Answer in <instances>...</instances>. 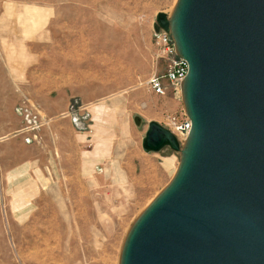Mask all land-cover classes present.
<instances>
[{
    "label": "rangeland",
    "instance_id": "374dc122",
    "mask_svg": "<svg viewBox=\"0 0 264 264\" xmlns=\"http://www.w3.org/2000/svg\"><path fill=\"white\" fill-rule=\"evenodd\" d=\"M182 2L0 0V264H125L186 160L190 134L145 149L151 123L194 122L185 80L148 86Z\"/></svg>",
    "mask_w": 264,
    "mask_h": 264
},
{
    "label": "water",
    "instance_id": "95a60500",
    "mask_svg": "<svg viewBox=\"0 0 264 264\" xmlns=\"http://www.w3.org/2000/svg\"><path fill=\"white\" fill-rule=\"evenodd\" d=\"M184 33L199 66V158L134 238L129 264H264V0H192ZM166 146L177 150L176 136L151 123L145 149Z\"/></svg>",
    "mask_w": 264,
    "mask_h": 264
},
{
    "label": "bare ground",
    "instance_id": "6f19581e",
    "mask_svg": "<svg viewBox=\"0 0 264 264\" xmlns=\"http://www.w3.org/2000/svg\"><path fill=\"white\" fill-rule=\"evenodd\" d=\"M181 1H183L182 6H180L178 12L175 14L176 26H174L173 28V35L175 38L177 51L179 50L178 53L180 52V55L182 54V56L188 59V61L190 62V71L184 81V84L180 92L182 93V95L186 96L190 100H193L196 90H197V85H198L199 66H198L196 56L193 50L191 49L187 41V38L185 36V33H184V22H185L188 9L192 3V0H181ZM192 113L194 114L193 118H194L195 127L193 131L190 133L189 135L190 137L187 139V142H186V147H187L186 160L181 165V170L177 173L176 179L173 182L174 188L166 192V193L171 192V196L168 199H170L177 191L179 192L180 190L186 188V186L189 183L192 171L199 158V153H200L201 144H202V137H203V132H204V124H203V120L196 107H192ZM159 204H160L159 202L158 204L157 203L155 204L154 202L153 204L150 205V206L155 205L150 210V212L151 211L152 212L149 215H146L143 217V219L141 220V223L139 224L141 226H139V228H136L135 231L133 232L134 234H132L130 238L131 241L129 243L131 245L127 247L128 250L125 256V264H129L132 240H134L136 235H138L139 232L144 228V226L147 224V222L150 220L153 214L157 210H159V208L163 206L165 203H163V205L161 206H159Z\"/></svg>",
    "mask_w": 264,
    "mask_h": 264
},
{
    "label": "built area",
    "instance_id": "2783aa9c",
    "mask_svg": "<svg viewBox=\"0 0 264 264\" xmlns=\"http://www.w3.org/2000/svg\"><path fill=\"white\" fill-rule=\"evenodd\" d=\"M154 45L161 64L159 71L148 80L149 89L160 98H166L170 93L176 95L189 74V62L178 54L175 38L170 30L156 33ZM163 127L176 137L188 136L193 130V122L184 114L171 115Z\"/></svg>",
    "mask_w": 264,
    "mask_h": 264
},
{
    "label": "crops",
    "instance_id": "0c3cea01",
    "mask_svg": "<svg viewBox=\"0 0 264 264\" xmlns=\"http://www.w3.org/2000/svg\"><path fill=\"white\" fill-rule=\"evenodd\" d=\"M141 123V121H139L138 125Z\"/></svg>",
    "mask_w": 264,
    "mask_h": 264
}]
</instances>
